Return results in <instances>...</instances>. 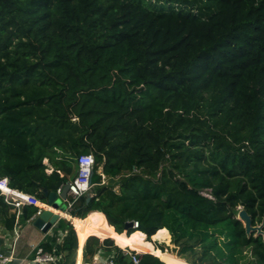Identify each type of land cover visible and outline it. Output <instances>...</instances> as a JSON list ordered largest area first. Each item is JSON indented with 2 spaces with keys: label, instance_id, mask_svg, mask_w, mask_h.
<instances>
[{
  "label": "trees",
  "instance_id": "trees-1",
  "mask_svg": "<svg viewBox=\"0 0 264 264\" xmlns=\"http://www.w3.org/2000/svg\"><path fill=\"white\" fill-rule=\"evenodd\" d=\"M83 153L58 264H264V0H0V178L45 202Z\"/></svg>",
  "mask_w": 264,
  "mask_h": 264
},
{
  "label": "built area",
  "instance_id": "built-area-1",
  "mask_svg": "<svg viewBox=\"0 0 264 264\" xmlns=\"http://www.w3.org/2000/svg\"><path fill=\"white\" fill-rule=\"evenodd\" d=\"M93 164L94 157L91 153L80 154L76 160V172L74 176L57 188L56 194L59 195L64 186H68L66 196L62 199L68 210L72 207L75 199L86 196V194L90 192ZM0 194L3 195L5 202L12 205V208L16 210V215L20 213L21 206L32 205L37 207V211L31 217L33 219L46 207V202H43L35 195L11 188L8 185L7 177L0 178ZM133 227H137V221L133 222ZM14 234L16 237L17 233L15 230ZM12 250L11 248V254L8 256L0 254V264H6L12 259ZM128 253L131 261L134 264H138L140 253ZM30 259L33 264H58V262L62 260V255L55 253L54 249L53 251L46 250L43 247V243L39 242L32 247V257H30ZM86 264H115V262L112 259V254H109L103 259H93Z\"/></svg>",
  "mask_w": 264,
  "mask_h": 264
},
{
  "label": "crops",
  "instance_id": "crops-1",
  "mask_svg": "<svg viewBox=\"0 0 264 264\" xmlns=\"http://www.w3.org/2000/svg\"><path fill=\"white\" fill-rule=\"evenodd\" d=\"M44 162H47V159H44ZM47 171H50V169H47ZM62 203L64 204L63 201ZM11 212H14L16 215V210L14 208H11ZM53 212L58 213V211L56 210H54ZM100 213L103 214L102 212ZM65 214H69V210L67 209L66 206L63 212H59L60 219L57 222V224L51 227L46 232H42L40 229L33 226L32 218L27 220V219H24L22 216L20 217V213L16 215V221H15V224L12 230H8L5 227L0 225V254L8 256L11 254V248L13 249L12 259L8 261L6 264H33L30 259V257H32V247L39 242L49 243L52 245L53 249H57L65 233L66 221H69L72 224V220L70 218L72 216L69 214L70 217H65ZM14 230L17 233L16 237L14 234ZM133 240H136V239H133ZM122 246L123 245H120V247ZM77 248H78V240H77ZM77 250L79 251V249H76L75 264H76L77 255H78ZM82 250H83V247H82ZM82 250L80 253L81 254V264H86L87 261H85V259L83 258ZM107 255H109V253H107L106 251L102 249L98 251L90 259V261H92L93 259H103L107 257Z\"/></svg>",
  "mask_w": 264,
  "mask_h": 264
},
{
  "label": "water",
  "instance_id": "water-1",
  "mask_svg": "<svg viewBox=\"0 0 264 264\" xmlns=\"http://www.w3.org/2000/svg\"><path fill=\"white\" fill-rule=\"evenodd\" d=\"M67 187V185L64 186L59 195H57L56 192H48L46 189L41 190V192L46 196V207L33 218V226L40 229L42 232H46L57 224L60 219L59 212H63L65 209V204L62 203V199L66 196ZM90 198L91 193L89 192L86 194V201H89ZM54 210L58 211V213L53 212ZM236 218L243 224L247 237H249L252 233L254 236L261 234L263 236L262 241L264 242V217L260 224H253L251 214L244 208H240L237 212ZM128 225L130 226L131 223L129 222Z\"/></svg>",
  "mask_w": 264,
  "mask_h": 264
},
{
  "label": "rangeland",
  "instance_id": "rangeland-1",
  "mask_svg": "<svg viewBox=\"0 0 264 264\" xmlns=\"http://www.w3.org/2000/svg\"><path fill=\"white\" fill-rule=\"evenodd\" d=\"M240 208H242L241 206H237V210H239ZM255 224H260L259 222H256ZM243 225V224H242ZM72 226H74V225H72ZM147 238V237H146ZM151 239V236L148 238V240H150ZM220 239H221V237H220ZM99 240L100 241H102L103 239H101V238H99ZM171 240H172V236H171V233H170V238H169V242L168 243H166V242H159V241H157V242H154L153 241V243L155 244V245H157L158 247H160L162 250H164V251H168V252H170V253H173V254H175V255H178L177 254V250H178V246H175L172 242H171ZM116 246H118L116 243H114ZM119 248H121L122 250H123V252L125 253V254H129L128 252H130V253H132V252H135V253H138V252H136V251H133V250H130V249H128V248H122V247H120V246H118ZM133 247V246H132ZM133 248H137V247H133ZM137 249H140V250H146V248L144 249V248H137ZM107 253H109V254H112L113 252H109V251H106ZM140 254H142V253H140ZM245 254H247V257L246 258H242L240 261H239V264H254L253 263V258L250 256V250L249 249H247V248H245V250L243 251V255H245Z\"/></svg>",
  "mask_w": 264,
  "mask_h": 264
},
{
  "label": "bare ground",
  "instance_id": "bare-ground-1",
  "mask_svg": "<svg viewBox=\"0 0 264 264\" xmlns=\"http://www.w3.org/2000/svg\"><path fill=\"white\" fill-rule=\"evenodd\" d=\"M65 217H70V215H69V214H65ZM121 245H122V244H121ZM122 248H129V247L123 245ZM136 252L141 253L140 251H136ZM76 264H81V260L78 261Z\"/></svg>",
  "mask_w": 264,
  "mask_h": 264
}]
</instances>
